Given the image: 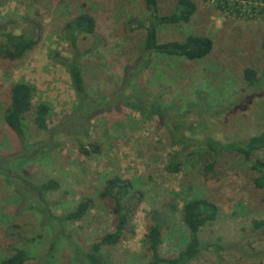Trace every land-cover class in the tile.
Masks as SVG:
<instances>
[{
  "label": "rangeland",
  "instance_id": "374dc122",
  "mask_svg": "<svg viewBox=\"0 0 264 264\" xmlns=\"http://www.w3.org/2000/svg\"><path fill=\"white\" fill-rule=\"evenodd\" d=\"M176 1L159 0L160 13L175 11ZM194 1L197 11L191 21L158 27L162 42L183 41L189 35L213 40L209 55L190 60L145 53V0H0V31L22 28L30 21L42 27L39 43L23 58L9 59L0 53V158L8 161L0 165V264L19 249L29 252L25 264H90L87 251L115 228L112 201L99 196L114 176L131 180L145 198L131 219L134 234L102 247L110 264H147L151 212L170 203L181 210L193 198H206L219 208L217 219L203 228L201 238L239 244L242 251L225 249L219 255L206 250L191 264H264V235L254 228L256 221L264 220V190L255 185L259 174L251 168L249 157L227 154L219 160L216 174L204 170V164L212 160L204 145L207 137L230 143L248 141L264 132V79L256 87L244 79L247 67L262 75L264 7L260 4L264 0H247L245 9L256 11L254 17L231 14L220 0ZM82 13L97 21L95 33L80 35L78 40L86 52L82 59L85 81L98 107L112 105L86 125L85 143L99 151L83 154L71 136L56 150L25 161L19 157L20 139L4 117L11 88L18 81L34 87V108L26 116L30 141L47 138L34 121L39 103L51 107V128L59 127L65 116L69 121L77 96L69 73L52 56L59 52L71 57L65 29ZM122 88L136 95L132 102L140 107L145 104L141 96L164 91V103L178 110L179 120L192 127L183 131L197 140L196 147L190 150L192 155L181 156L179 172L167 170L170 154L180 149L171 141L175 114L147 119L124 104L118 108L115 97ZM255 156L264 160V149ZM16 169L22 181L23 176L42 182L57 180L60 187L50 193V199L60 203H27L23 194L27 197L29 192L22 189L28 191V185L17 182ZM85 199L92 204L80 220L62 227L56 224L55 216L66 215ZM180 210L164 235L163 255L175 256L185 245L188 232Z\"/></svg>",
  "mask_w": 264,
  "mask_h": 264
},
{
  "label": "trees",
  "instance_id": "16d2710c",
  "mask_svg": "<svg viewBox=\"0 0 264 264\" xmlns=\"http://www.w3.org/2000/svg\"><path fill=\"white\" fill-rule=\"evenodd\" d=\"M147 11V26L146 38L144 42V51L148 55H166V56H182L190 60L201 59L209 55L214 47L213 40L208 36L189 35L183 41H160L158 38V27L163 24H178L181 22H189L192 16L197 11V5L194 0H177L175 11L169 14H162L159 10V0H145ZM22 28L14 27L8 30L0 31V53L3 57L9 59H20L27 55L37 44L42 37V27L34 21H30ZM97 28L95 17L89 13H82L75 20L69 22L65 29L67 41H69L72 55L71 57L64 56L59 52L53 53L52 59L55 63L64 67L69 73L71 84L75 90L78 104L73 114L65 121L66 116L57 128H51L48 123V116L51 111L49 104L41 102L35 106L34 121L37 127L47 133V138L37 142H32L28 138L26 130V116L33 108L34 87L25 81L16 82L11 88L10 105L5 111V121L10 128L15 131L20 139L21 150L19 157L25 161H34L41 158L46 153H50L63 145L64 139L74 136L71 141H75L80 151L88 155L91 149L98 152L99 148L90 144V147L85 143L86 125L98 114L103 111L110 110L111 104L107 103L104 107L91 97L83 72L82 59L86 55L85 51L80 49L78 40L80 35L94 34ZM19 30V31H17ZM263 61H264V37L262 39ZM137 71V70H136ZM137 73L132 74L134 77ZM128 75V74H127ZM244 79L251 87H256L264 79V64L262 75L252 67H247L244 70ZM126 88H122L116 98V107L126 105L140 112L147 119L153 116L166 118L169 114L174 113L177 120H174L173 127L176 129L172 133L171 141L173 147H180L169 156L167 170L170 173H177L183 167L182 155H192L190 150L196 146L197 140L186 131L192 129L178 115V110L173 106H168L164 103V91L156 96H141L144 98L143 107L134 105L132 102L133 96L125 93ZM139 98V97H138ZM110 99V98H109ZM180 119V120H179ZM186 129V131H183ZM189 129V130H188ZM182 130V131H181ZM204 145L208 149L212 160L204 164L206 173H217L219 160L233 153H241L250 159L251 168L258 172V176L254 179L255 185L264 190V160L255 156V153L264 149V132L248 141H236L230 143L221 142L211 136L204 140ZM21 161V160H20ZM5 158H0V165L7 163ZM9 167V166H7ZM1 168H3L1 166ZM21 168H18V170ZM4 170V169H3ZM17 182L27 183L29 196L23 198L28 202H36L37 204H58V201L50 199V193L59 189L60 184L55 179L48 181H40L30 179L26 176L22 178L16 174ZM17 176V177H16ZM99 196L102 199L112 201V211L115 216L114 231L105 235L100 241L94 243L89 251L85 254L86 259L90 264H110L107 257L101 253L104 245L118 243L123 238L134 234V229L131 228V219L136 210L143 202L145 194L142 190L136 189L131 180L114 176L106 181ZM92 201L90 199L82 200L69 213L64 216H55L56 224L59 227L65 223L80 220L85 213L91 208ZM180 209L177 204L170 203L157 210L154 209L150 214V227L146 234V245L151 253L150 261L147 264H191L197 260L204 251L215 250L221 252L225 249L242 251L239 244L218 242H206L201 238V232L205 226L214 222L219 213V208L216 203L206 198H193L185 202L180 210L181 222L188 232L184 247L175 256L163 255L161 248L164 241V235L171 227L172 219L176 216ZM254 228L259 234L264 235V220L256 221ZM233 246L238 247L232 249ZM263 252V251H262ZM259 254V252H256ZM221 255V253L219 254ZM30 259L29 252L24 249H19L13 256L8 258L4 264H25ZM41 264V263H38Z\"/></svg>",
  "mask_w": 264,
  "mask_h": 264
},
{
  "label": "built area",
  "instance_id": "2783aa9c",
  "mask_svg": "<svg viewBox=\"0 0 264 264\" xmlns=\"http://www.w3.org/2000/svg\"><path fill=\"white\" fill-rule=\"evenodd\" d=\"M220 3L224 8H227L228 12H230L231 14H237L240 17H245L247 14H249L250 17L257 16V12L254 10L251 11V13H248L246 11L245 8L247 6V0H220ZM260 5L264 7V3H261Z\"/></svg>",
  "mask_w": 264,
  "mask_h": 264
}]
</instances>
